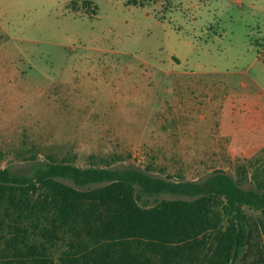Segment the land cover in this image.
Listing matches in <instances>:
<instances>
[{
    "label": "rangeland",
    "instance_id": "obj_1",
    "mask_svg": "<svg viewBox=\"0 0 264 264\" xmlns=\"http://www.w3.org/2000/svg\"><path fill=\"white\" fill-rule=\"evenodd\" d=\"M143 2L0 0V167L264 188V0Z\"/></svg>",
    "mask_w": 264,
    "mask_h": 264
},
{
    "label": "trees",
    "instance_id": "obj_2",
    "mask_svg": "<svg viewBox=\"0 0 264 264\" xmlns=\"http://www.w3.org/2000/svg\"><path fill=\"white\" fill-rule=\"evenodd\" d=\"M0 207V264H264V188L223 169L193 180L97 162L4 166Z\"/></svg>",
    "mask_w": 264,
    "mask_h": 264
}]
</instances>
